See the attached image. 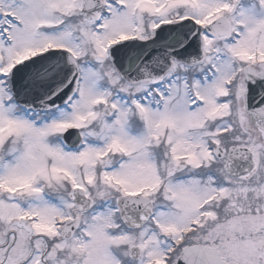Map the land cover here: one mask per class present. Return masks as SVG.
Wrapping results in <instances>:
<instances>
[{"label": "snow or ice", "instance_id": "snow-or-ice-1", "mask_svg": "<svg viewBox=\"0 0 264 264\" xmlns=\"http://www.w3.org/2000/svg\"><path fill=\"white\" fill-rule=\"evenodd\" d=\"M0 264H264V0H0Z\"/></svg>", "mask_w": 264, "mask_h": 264}]
</instances>
